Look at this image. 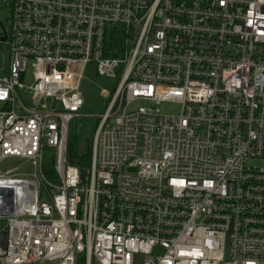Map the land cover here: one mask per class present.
Listing matches in <instances>:
<instances>
[{"label":"built area","instance_id":"obj_1","mask_svg":"<svg viewBox=\"0 0 264 264\" xmlns=\"http://www.w3.org/2000/svg\"><path fill=\"white\" fill-rule=\"evenodd\" d=\"M1 6L0 264H264V0ZM89 63L124 66L80 169Z\"/></svg>","mask_w":264,"mask_h":264},{"label":"rangeland","instance_id":"obj_2","mask_svg":"<svg viewBox=\"0 0 264 264\" xmlns=\"http://www.w3.org/2000/svg\"><path fill=\"white\" fill-rule=\"evenodd\" d=\"M9 17V8L1 6L0 8V23L5 27L6 21ZM0 25V31L2 29ZM7 50L4 45H0V53L6 54ZM123 64H120L115 69L116 77L100 76L96 73L94 63H89L85 70L83 79L80 84V91L83 98V106L80 110V116L74 118L70 125L69 133L76 135H82L84 137L90 135L97 126L100 115L104 113L108 99L111 96L115 86L118 83L121 71L123 70ZM106 92V95L102 93ZM140 102H135L131 107H136ZM160 111L163 113H174L178 111V106L173 103H162L160 105ZM249 164H255V162H248ZM260 164V163H259ZM1 169L9 170L15 167H20L19 171H30L31 168L27 162H24L18 158H5L1 161ZM261 166V164H260ZM44 264H48L45 262ZM91 264H98L92 261Z\"/></svg>","mask_w":264,"mask_h":264},{"label":"trees","instance_id":"obj_3","mask_svg":"<svg viewBox=\"0 0 264 264\" xmlns=\"http://www.w3.org/2000/svg\"><path fill=\"white\" fill-rule=\"evenodd\" d=\"M95 129L90 135L84 137L74 133H68L67 139V162L80 169L89 166L92 153V139ZM76 264H85L84 258L77 260Z\"/></svg>","mask_w":264,"mask_h":264},{"label":"water","instance_id":"obj_4","mask_svg":"<svg viewBox=\"0 0 264 264\" xmlns=\"http://www.w3.org/2000/svg\"><path fill=\"white\" fill-rule=\"evenodd\" d=\"M4 194V188L0 187V195ZM2 199L0 198V204L2 203Z\"/></svg>","mask_w":264,"mask_h":264}]
</instances>
